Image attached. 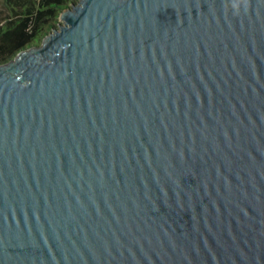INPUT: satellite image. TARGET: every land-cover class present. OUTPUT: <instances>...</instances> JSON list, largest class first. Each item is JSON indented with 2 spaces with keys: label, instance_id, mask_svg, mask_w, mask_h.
Segmentation results:
<instances>
[{
  "label": "water",
  "instance_id": "water-1",
  "mask_svg": "<svg viewBox=\"0 0 264 264\" xmlns=\"http://www.w3.org/2000/svg\"><path fill=\"white\" fill-rule=\"evenodd\" d=\"M77 0L0 63V264H264V0Z\"/></svg>",
  "mask_w": 264,
  "mask_h": 264
},
{
  "label": "trees",
  "instance_id": "trees-1",
  "mask_svg": "<svg viewBox=\"0 0 264 264\" xmlns=\"http://www.w3.org/2000/svg\"><path fill=\"white\" fill-rule=\"evenodd\" d=\"M0 63L37 45L58 25L60 13L76 0H1Z\"/></svg>",
  "mask_w": 264,
  "mask_h": 264
},
{
  "label": "clouds",
  "instance_id": "clouds-1",
  "mask_svg": "<svg viewBox=\"0 0 264 264\" xmlns=\"http://www.w3.org/2000/svg\"><path fill=\"white\" fill-rule=\"evenodd\" d=\"M246 5V0H233L232 9L234 14H238L242 6Z\"/></svg>",
  "mask_w": 264,
  "mask_h": 264
},
{
  "label": "rangeland",
  "instance_id": "rangeland-1",
  "mask_svg": "<svg viewBox=\"0 0 264 264\" xmlns=\"http://www.w3.org/2000/svg\"><path fill=\"white\" fill-rule=\"evenodd\" d=\"M77 1V0H76ZM2 6V1L0 0V7Z\"/></svg>",
  "mask_w": 264,
  "mask_h": 264
}]
</instances>
